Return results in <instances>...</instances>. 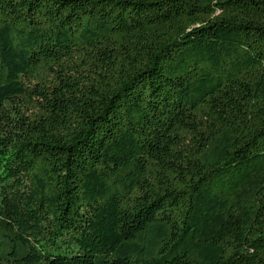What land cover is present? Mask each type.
Wrapping results in <instances>:
<instances>
[{"label":"trees","instance_id":"obj_1","mask_svg":"<svg viewBox=\"0 0 264 264\" xmlns=\"http://www.w3.org/2000/svg\"><path fill=\"white\" fill-rule=\"evenodd\" d=\"M0 264H264V0H0Z\"/></svg>","mask_w":264,"mask_h":264}]
</instances>
